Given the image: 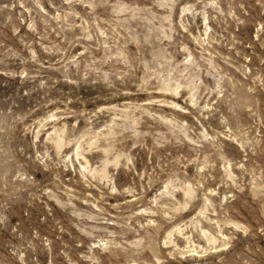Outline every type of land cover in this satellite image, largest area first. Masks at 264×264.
Segmentation results:
<instances>
[{"label":"rangeland","instance_id":"rangeland-1","mask_svg":"<svg viewBox=\"0 0 264 264\" xmlns=\"http://www.w3.org/2000/svg\"><path fill=\"white\" fill-rule=\"evenodd\" d=\"M0 264H264V0H0Z\"/></svg>","mask_w":264,"mask_h":264}]
</instances>
